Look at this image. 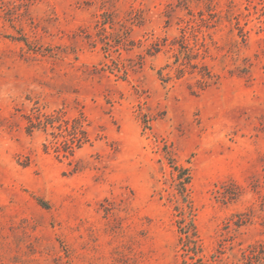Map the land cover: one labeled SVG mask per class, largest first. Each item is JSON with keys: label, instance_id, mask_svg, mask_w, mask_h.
Wrapping results in <instances>:
<instances>
[{"label": "rangeland", "instance_id": "1", "mask_svg": "<svg viewBox=\"0 0 264 264\" xmlns=\"http://www.w3.org/2000/svg\"><path fill=\"white\" fill-rule=\"evenodd\" d=\"M0 264H264V0H0Z\"/></svg>", "mask_w": 264, "mask_h": 264}, {"label": "trees", "instance_id": "2", "mask_svg": "<svg viewBox=\"0 0 264 264\" xmlns=\"http://www.w3.org/2000/svg\"><path fill=\"white\" fill-rule=\"evenodd\" d=\"M179 182L178 185L180 187V192L184 193L185 192V187L190 181V174L188 173L187 170L179 169ZM185 237H191V231H186L185 232Z\"/></svg>", "mask_w": 264, "mask_h": 264}]
</instances>
